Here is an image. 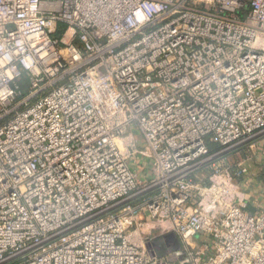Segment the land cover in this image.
<instances>
[{
	"label": "built area",
	"instance_id": "2783aa9c",
	"mask_svg": "<svg viewBox=\"0 0 264 264\" xmlns=\"http://www.w3.org/2000/svg\"><path fill=\"white\" fill-rule=\"evenodd\" d=\"M257 36L264 0H0V264H264Z\"/></svg>",
	"mask_w": 264,
	"mask_h": 264
},
{
	"label": "water",
	"instance_id": "95a60500",
	"mask_svg": "<svg viewBox=\"0 0 264 264\" xmlns=\"http://www.w3.org/2000/svg\"><path fill=\"white\" fill-rule=\"evenodd\" d=\"M264 135V131L259 135L254 136L253 138L249 139L247 142L255 140ZM245 142V143H247ZM245 143L238 144L224 153H228L230 151L236 150L241 148ZM147 248L151 255L163 256L170 252L178 251L181 249V242L176 235V233L171 232L160 237L153 239L151 242L147 244Z\"/></svg>",
	"mask_w": 264,
	"mask_h": 264
},
{
	"label": "clouds",
	"instance_id": "9594fccd",
	"mask_svg": "<svg viewBox=\"0 0 264 264\" xmlns=\"http://www.w3.org/2000/svg\"><path fill=\"white\" fill-rule=\"evenodd\" d=\"M137 15L139 16L140 14L137 13ZM264 43V39H262L261 37L257 36L254 44L255 45H259ZM112 143L114 144V146L121 151V153H125L126 152V142L119 139V138H113Z\"/></svg>",
	"mask_w": 264,
	"mask_h": 264
},
{
	"label": "rangeland",
	"instance_id": "374dc122",
	"mask_svg": "<svg viewBox=\"0 0 264 264\" xmlns=\"http://www.w3.org/2000/svg\"><path fill=\"white\" fill-rule=\"evenodd\" d=\"M250 163H251V162H250ZM254 170H255V168L252 167V171H254Z\"/></svg>",
	"mask_w": 264,
	"mask_h": 264
}]
</instances>
